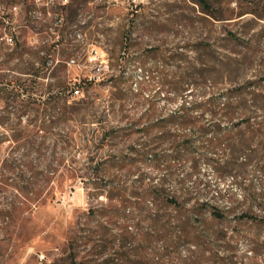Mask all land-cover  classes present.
Masks as SVG:
<instances>
[{
	"label": "rangeland",
	"instance_id": "1",
	"mask_svg": "<svg viewBox=\"0 0 264 264\" xmlns=\"http://www.w3.org/2000/svg\"><path fill=\"white\" fill-rule=\"evenodd\" d=\"M211 1L222 19L206 15L192 0H0V158L12 150L34 166L22 177H0V264H69L71 237L77 261L85 260L83 255L99 244L97 239H110L102 236L104 229L118 230L115 218L100 219L106 221L103 229L99 218L85 214L91 207L107 205L104 195L95 194L96 184L117 182L129 191L140 173L157 179L162 172L168 173L169 190L188 189L200 199L220 193L216 204L224 210L227 205L235 208L223 220L215 219L200 199L177 210L163 208L181 217L178 223L190 215L193 232L221 239L205 237L204 248L191 253L182 246L179 253L164 248L161 240L150 244L137 235L131 246L137 255L131 259L158 252L182 258L161 260L156 255V264H219L221 256L231 257L233 264H264V224L236 219L249 208L241 187L248 183L259 195V206H252V211L264 213V171L249 165L244 171L218 174L207 157L226 155L230 142L214 147L211 130L194 129L217 121L220 134L226 135L232 128L229 118L203 109L190 111L200 121L195 124L161 122L179 113L182 103L207 99L238 83L255 80L264 91V0ZM228 30L235 31L239 41L229 40ZM43 61L49 68L43 77L24 70H36ZM122 71L127 79L115 84L111 73ZM14 76L37 81L46 91L65 87L69 77L94 83L89 91H66L69 103H89L50 132L39 131L37 142L45 141L39 151L24 145L33 136L27 115L2 121L8 111L21 108L4 98L6 80ZM174 83L180 89H174ZM14 129L21 133L18 141L12 138ZM189 135L194 136L193 144L183 148V158L169 156L165 163L170 169L133 155L134 147L143 142L164 141L162 147L170 153L172 140ZM248 238L255 244L249 246ZM108 241L106 254L118 248ZM190 253L194 258L185 262ZM89 257L96 263L103 259Z\"/></svg>",
	"mask_w": 264,
	"mask_h": 264
},
{
	"label": "trees",
	"instance_id": "2",
	"mask_svg": "<svg viewBox=\"0 0 264 264\" xmlns=\"http://www.w3.org/2000/svg\"><path fill=\"white\" fill-rule=\"evenodd\" d=\"M192 1L199 5L201 11L206 15L216 20L222 19V17L217 14V11L212 9L213 1ZM226 37L231 41H239L238 34L233 30H228ZM10 39L11 41L15 40L18 44L16 47H21L19 45L21 43H19L18 40L15 38ZM45 47H47V45H45ZM48 69L44 61L40 62L36 70H34L33 66L24 68V70L28 71L27 73L35 74L38 77L45 76ZM110 76L115 84L119 83L120 80L127 79H123V77H125L123 71L118 75L111 73ZM35 83H37V81L33 83L31 79L19 76H14L6 80L8 86L4 88V98L16 102L21 108L16 112L8 111L2 118V121L9 120L12 115L16 117L27 115L33 126V136H26L28 140L24 145H27L28 150L37 148L41 151L44 148L45 141L42 140L37 142L36 139L40 136L39 131L42 130L46 133L50 132L56 124L73 119L76 114H79L83 109L82 104L89 103V101L85 99H74L69 103L70 97L66 94V91L69 90L72 95L76 90L80 92V87H84L85 91H89L94 82L88 78L77 79L69 77L65 87L54 90L50 89V91H46L40 84ZM182 83L184 84L183 88H186L189 81ZM179 86V84H176L173 88L178 90L180 89ZM258 86L255 80L247 81L229 87L224 90L223 93L210 95L207 99L189 103L184 102L180 106L179 113L164 117L161 122H176L181 125L200 122L190 115L191 110H205L206 112H210L213 116L223 114L226 118H229L232 123L231 131L226 135L220 134V128L218 123H216L217 121H212L214 125L208 128L202 126L194 127V129L198 131L211 130L214 134L209 141L214 147L219 146L223 140H228L230 142L226 147V155H211L207 157V160L213 164L220 175L234 171L237 172L238 169L244 171L249 165H253L255 169L264 171V165L260 163L262 160L264 162V91H261ZM42 92L47 93V97H43L44 95ZM233 128L238 129V131L234 132ZM18 131V129H14L15 133L12 134V138L15 141L21 139V133H18ZM193 140V135L182 137L180 140H172L171 145L173 149L170 153L162 147L164 141L156 143L149 142V144L143 142L141 147H134L133 155L145 162L149 160L156 168L164 167L165 169H170V163H165L168 161L169 156H172L174 159L183 158L186 156L183 148L185 149V146L192 145ZM235 142H238L237 146H235ZM14 152L11 150L7 157L0 158V177H7L9 175L22 177L27 172L34 170V166L30 162L25 160L23 162V159H18V157L14 156ZM239 155L243 156V161H238ZM23 156V158H27L28 153ZM224 156H227V161L223 159ZM137 178V181H135L129 191L117 182L96 184L98 190L95 194L97 196L104 195L107 200V205H102L97 208L91 207L85 214L87 216L99 218V226L103 229L106 228V221H101L100 219L105 217L115 218L118 224V230L113 232L108 228L106 230L104 229L102 236H106L111 240L106 239L104 242L103 238L97 239L96 241H98L99 244L95 243L92 248L83 255L85 260L82 261H77L78 253L74 245V238L71 237L69 240L70 251L68 253L69 264H91V262L95 264H120L119 261H122L123 264H131L132 262L133 264H156V255L157 257H161V260H165L167 257L168 259H175L176 255L171 256L169 253L161 255L158 252L150 253L152 257H150L149 254L145 255L142 258L143 260L131 259L133 255H137L133 253V247H131L137 235H142V239L150 244L161 240L164 243V248L168 249L170 247L174 249L175 252L179 253L182 246H184V248L186 247L191 253L195 252L196 248H204L205 237L213 239V241L221 239L220 236L215 237L211 233H206L208 235L204 236L193 232L190 229L192 226V217L190 215H187L182 222L178 223L177 221H180L181 217L176 219L175 216L164 213L163 208H173L177 210L187 203L200 199L190 193L188 189L180 191L167 189L166 184L169 179L167 172H162L161 176L157 179L148 178L145 173H140ZM10 184L16 187L14 183ZM241 187L245 191V200L249 202V208L238 214L236 219L252 222L255 226L264 224V213H255L252 211V206H255V204L259 206V195L253 190L252 183L241 185ZM213 196L214 197L201 198L200 205L208 208L215 219L223 220L225 219V214L230 212L235 206L227 205L228 208L224 210L216 204L217 200L221 198L222 195L217 193V195ZM109 206L111 207L108 209ZM121 220L124 221V223H122ZM132 223L136 230L133 229ZM144 223L147 225H143ZM221 236L226 237V232ZM232 238L238 239V237L234 235ZM248 239L251 241L249 246L255 244L251 238ZM107 241L114 242L118 246L113 253H105ZM254 249L255 248H252L250 250ZM191 253L185 256V262H187L186 260H192L194 258ZM104 255L106 256L104 257ZM89 256H96L98 259H103L98 260L96 263V259ZM176 258H182V256L179 254ZM230 258L229 256H221L219 264H233Z\"/></svg>",
	"mask_w": 264,
	"mask_h": 264
},
{
	"label": "built area",
	"instance_id": "3",
	"mask_svg": "<svg viewBox=\"0 0 264 264\" xmlns=\"http://www.w3.org/2000/svg\"><path fill=\"white\" fill-rule=\"evenodd\" d=\"M3 10V7H2V5L0 4V12ZM76 93H78L79 91L78 90H76L75 91ZM43 256V255H42Z\"/></svg>",
	"mask_w": 264,
	"mask_h": 264
}]
</instances>
